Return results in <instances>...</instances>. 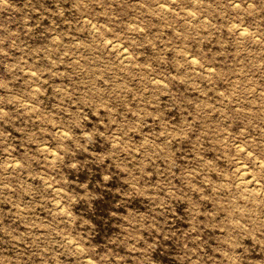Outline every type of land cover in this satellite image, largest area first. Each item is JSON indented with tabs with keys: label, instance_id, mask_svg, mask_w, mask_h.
<instances>
[{
	"label": "rangeland",
	"instance_id": "1",
	"mask_svg": "<svg viewBox=\"0 0 264 264\" xmlns=\"http://www.w3.org/2000/svg\"><path fill=\"white\" fill-rule=\"evenodd\" d=\"M0 264H264V0H0Z\"/></svg>",
	"mask_w": 264,
	"mask_h": 264
},
{
	"label": "bare ground",
	"instance_id": "2",
	"mask_svg": "<svg viewBox=\"0 0 264 264\" xmlns=\"http://www.w3.org/2000/svg\"><path fill=\"white\" fill-rule=\"evenodd\" d=\"M235 2H236V1H235ZM162 5H163V4H162ZM164 5H165V4H164ZM164 5H163V6H164ZM191 11H192V10H191ZM201 18H202V17H201ZM241 27H242V26H241ZM241 27H240V30H238V31H240V34L243 35V34H245V30H244V27H243V28H241ZM114 42H115V41H114ZM118 45H119V44H118ZM120 49H121V48H120ZM123 50H124V49H123ZM125 50H126V49H125ZM123 55H125V54L123 53ZM122 57H123V56H122ZM124 57H125V56H124ZM195 58H196V57H195ZM127 61H128V60H127ZM125 62H126V61H125ZM59 132H60V131H59ZM46 148H48V147H46ZM44 149H45V148H44ZM51 156H52V155H51ZM238 164H239V163H238ZM243 164H244V163H243ZM240 166H241V165H240ZM243 167H245V166H243ZM241 170H242V169H241ZM243 170H244V169H243ZM245 170H246V169H245ZM240 174H241V173H240ZM243 174L246 175V172L243 171ZM251 177H252V176H251ZM243 179H244V178H243ZM243 179H241V180H243ZM256 179H257V178H256ZM257 180H258V179H257ZM247 181H249L248 178H247ZM247 181H246V182H247ZM254 183H255V182H254ZM54 187H55V186H54ZM248 188H249V187H248ZM251 188H252V187H251ZM256 188H257V187H256ZM57 189H58V188H57ZM86 256H87V255H86ZM83 258H84V257H83ZM89 260H90V259H89Z\"/></svg>",
	"mask_w": 264,
	"mask_h": 264
}]
</instances>
